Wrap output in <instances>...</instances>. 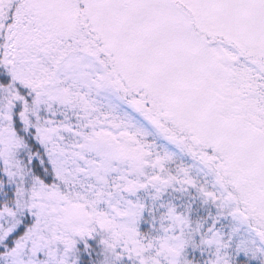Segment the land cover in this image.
I'll return each instance as SVG.
<instances>
[{"label": "snow or ice", "instance_id": "obj_1", "mask_svg": "<svg viewBox=\"0 0 264 264\" xmlns=\"http://www.w3.org/2000/svg\"><path fill=\"white\" fill-rule=\"evenodd\" d=\"M0 264H264V0H0Z\"/></svg>", "mask_w": 264, "mask_h": 264}]
</instances>
